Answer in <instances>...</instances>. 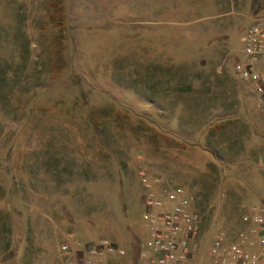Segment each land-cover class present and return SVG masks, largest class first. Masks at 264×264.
<instances>
[{
    "label": "rangeland",
    "instance_id": "rangeland-1",
    "mask_svg": "<svg viewBox=\"0 0 264 264\" xmlns=\"http://www.w3.org/2000/svg\"><path fill=\"white\" fill-rule=\"evenodd\" d=\"M263 12L0 0V264H146L144 169L198 195L201 255L264 208V112L235 69ZM101 239L126 254L87 255Z\"/></svg>",
    "mask_w": 264,
    "mask_h": 264
},
{
    "label": "built area",
    "instance_id": "built-area-1",
    "mask_svg": "<svg viewBox=\"0 0 264 264\" xmlns=\"http://www.w3.org/2000/svg\"><path fill=\"white\" fill-rule=\"evenodd\" d=\"M242 51L244 56L235 65L236 73L250 83L257 107L264 112V12L252 20ZM141 178L143 220L148 229L146 246L150 250L143 255L146 264H264V208L251 207L244 212L235 230H223L201 255L205 214L197 205L198 195L167 178L151 176L148 169L141 171ZM86 253L101 261L109 254L123 256L126 249L101 239L89 245ZM81 264L93 263L84 260Z\"/></svg>",
    "mask_w": 264,
    "mask_h": 264
},
{
    "label": "crops",
    "instance_id": "crops-1",
    "mask_svg": "<svg viewBox=\"0 0 264 264\" xmlns=\"http://www.w3.org/2000/svg\"><path fill=\"white\" fill-rule=\"evenodd\" d=\"M152 105H154V106H156L157 107V105L156 104H158L155 100H152L151 102H150ZM159 105V104H158ZM157 108H160V106L159 107H157ZM160 109H162V111H164V110H166V108H160ZM254 114H256L255 116H254V120H255V122L257 123V120L259 119V118H261V114L259 115V113L257 114L256 112H254ZM259 121V120H258ZM261 125H262V123H261ZM263 125H264V122H263ZM253 148H255V146H252ZM260 149L262 150V151H264V144H260Z\"/></svg>",
    "mask_w": 264,
    "mask_h": 264
},
{
    "label": "trees",
    "instance_id": "trees-1",
    "mask_svg": "<svg viewBox=\"0 0 264 264\" xmlns=\"http://www.w3.org/2000/svg\"><path fill=\"white\" fill-rule=\"evenodd\" d=\"M158 125V124H157ZM164 129V128H163ZM166 131V129H164ZM167 132V131H166Z\"/></svg>",
    "mask_w": 264,
    "mask_h": 264
}]
</instances>
